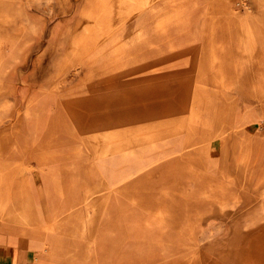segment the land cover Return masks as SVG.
Segmentation results:
<instances>
[{"label":"rangeland","instance_id":"1","mask_svg":"<svg viewBox=\"0 0 264 264\" xmlns=\"http://www.w3.org/2000/svg\"><path fill=\"white\" fill-rule=\"evenodd\" d=\"M263 43L264 0H0V264H264Z\"/></svg>","mask_w":264,"mask_h":264},{"label":"crops","instance_id":"2","mask_svg":"<svg viewBox=\"0 0 264 264\" xmlns=\"http://www.w3.org/2000/svg\"><path fill=\"white\" fill-rule=\"evenodd\" d=\"M23 243H24V242H23ZM13 246H14L15 249L17 250L18 246H16V245H12V244H11V245H8L7 248H9V247H13ZM21 246H23V247H25V248H28V249H31V247H29L30 245H27V244H25V243H24L23 245H21ZM15 252H16V251H15ZM6 260H7V258L5 259V262H6ZM5 262H4V263H5ZM14 262H15V253H14Z\"/></svg>","mask_w":264,"mask_h":264},{"label":"bare ground","instance_id":"3","mask_svg":"<svg viewBox=\"0 0 264 264\" xmlns=\"http://www.w3.org/2000/svg\"><path fill=\"white\" fill-rule=\"evenodd\" d=\"M261 43V42H260ZM264 44V43H263Z\"/></svg>","mask_w":264,"mask_h":264}]
</instances>
